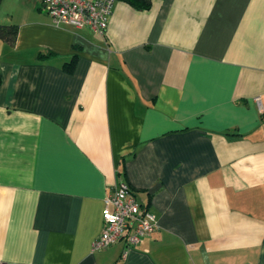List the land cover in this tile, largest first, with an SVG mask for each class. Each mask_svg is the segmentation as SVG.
<instances>
[{"label": "crops", "instance_id": "1", "mask_svg": "<svg viewBox=\"0 0 264 264\" xmlns=\"http://www.w3.org/2000/svg\"><path fill=\"white\" fill-rule=\"evenodd\" d=\"M149 1H0V264H264V0ZM121 180L158 228L92 250Z\"/></svg>", "mask_w": 264, "mask_h": 264}, {"label": "built area", "instance_id": "2", "mask_svg": "<svg viewBox=\"0 0 264 264\" xmlns=\"http://www.w3.org/2000/svg\"><path fill=\"white\" fill-rule=\"evenodd\" d=\"M46 13L56 24L76 28L89 27L103 34L115 0H42ZM259 100V97H256ZM103 226L92 242V250L113 245L121 240L126 246L137 245L158 228L153 213L141 208L130 185L117 182L104 199L101 213Z\"/></svg>", "mask_w": 264, "mask_h": 264}, {"label": "trees", "instance_id": "3", "mask_svg": "<svg viewBox=\"0 0 264 264\" xmlns=\"http://www.w3.org/2000/svg\"><path fill=\"white\" fill-rule=\"evenodd\" d=\"M124 1L128 2L137 9L146 8L150 4L149 0H124ZM16 35H17L16 24H0V39L8 43H12L14 42ZM73 65H74V61L71 62L69 65H66L65 69L69 70L66 72L72 73L73 71L71 70L73 69Z\"/></svg>", "mask_w": 264, "mask_h": 264}]
</instances>
